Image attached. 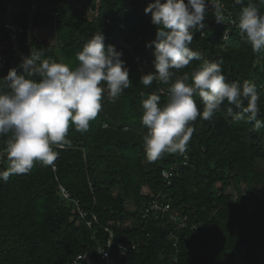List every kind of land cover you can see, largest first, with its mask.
<instances>
[{
    "label": "trees",
    "instance_id": "trees-1",
    "mask_svg": "<svg viewBox=\"0 0 264 264\" xmlns=\"http://www.w3.org/2000/svg\"><path fill=\"white\" fill-rule=\"evenodd\" d=\"M6 1L0 0V78L11 68L22 71L5 28ZM224 1L238 15L249 3ZM15 2L12 18L24 28L19 44L25 56L33 47L42 48V58L74 68L79 63L76 53L102 32L106 47L122 51L131 83L114 100L104 92L102 110L86 132L70 122V144L56 149V170L35 162L26 174L0 179V264H73L85 251L98 261L97 249L108 241L113 249L122 242L136 243L123 264H264V53L253 52L239 29L233 28L225 39V19L217 23L214 11H206L205 27L193 30L189 45L201 59L172 71L188 74L191 82L192 71L204 60L222 61L228 82L257 85L256 119L262 126L257 129L255 121L225 101L211 119L198 116L189 122L193 132L184 153L165 152L150 161L144 150L147 128L141 123V102L151 94L166 101L171 82L141 83L143 75L155 72V47L146 45L156 39L157 26L146 6L137 0ZM252 2L264 13V3ZM51 29L55 44L42 35ZM126 44L132 45L131 51ZM194 98L202 112L201 99ZM9 136H0V152ZM185 155L188 165L183 164ZM170 166L176 169L171 184L163 175ZM4 168L6 159L0 164ZM61 185L70 198L64 197ZM145 187L162 193L173 209L195 223L178 232V248L168 239L172 229L166 220L153 214L142 219L150 199Z\"/></svg>",
    "mask_w": 264,
    "mask_h": 264
},
{
    "label": "clouds",
    "instance_id": "clouds-1",
    "mask_svg": "<svg viewBox=\"0 0 264 264\" xmlns=\"http://www.w3.org/2000/svg\"><path fill=\"white\" fill-rule=\"evenodd\" d=\"M235 2L241 4L243 0ZM209 8L214 10L216 22L222 23L220 0H154L145 8L157 26V35L146 45L155 47V72L143 75L141 83L147 87L154 80L171 82L166 101L151 94L141 102V123L147 128L144 150L150 161L165 152L184 153L193 132L189 122L198 116L211 119L225 101L240 109L249 122L255 121L257 129L262 126L256 119L260 98L257 85L251 81L228 82L222 61L204 60L192 71L191 82L188 74L177 76L172 71L201 59V54L189 45L193 30L205 27ZM233 23L253 52L264 53V13L252 0ZM122 55L115 46L106 47L105 36L98 32L76 53L79 63L74 68L64 61L42 58L44 50L33 47L31 54L22 58V71L11 68L0 78V136L10 134L0 152V159H6L0 179L7 181L13 174H26L35 162L54 167L56 149L70 144V122L77 131L86 132L90 121L102 110L104 92L107 90L114 100L129 87V69ZM197 96L203 104L202 112L194 98Z\"/></svg>",
    "mask_w": 264,
    "mask_h": 264
},
{
    "label": "built area",
    "instance_id": "built-area-1",
    "mask_svg": "<svg viewBox=\"0 0 264 264\" xmlns=\"http://www.w3.org/2000/svg\"><path fill=\"white\" fill-rule=\"evenodd\" d=\"M140 1L141 4L145 5L146 7L153 3L154 0H137ZM220 3L222 5V11L226 12L224 19L226 23V28L224 30V38L229 39L231 31L233 28L238 29L237 25L233 23L238 18V14H235L232 10L227 8L226 2L224 0H220ZM7 5V19L5 21V28L10 33V45L11 48L14 50L16 55L19 57V65L22 63V58L25 56L24 53L21 50L19 39L21 38L22 33L24 32V28L20 26L17 22H15L12 18L13 13L17 10L16 2H13L12 0L6 1ZM208 12H213L214 10L209 8L207 10ZM57 15V13L55 14ZM95 15H98L97 12H95ZM121 44H124L121 42ZM126 49L132 50L131 44H126ZM135 61L141 62V58L139 56L135 55ZM143 64L145 66H149L150 64L147 61H143ZM3 151V150H2ZM1 151V152H2ZM3 159H0V164L2 163ZM184 165H188V157L185 155ZM56 170V165L53 167ZM175 167L170 166L169 168H165L163 170V175L167 178L169 184L173 181V175L175 172ZM61 191L66 198H70V192L67 190V188L63 185L60 186ZM148 194H150L149 203L145 207V210L143 211L141 217L142 219L149 220V216L153 214L156 219H164L166 222L171 226V231L168 233V239L172 241L173 246L175 248H178V232L182 230L183 228L188 227L192 224V226H195V223H190L189 215L186 213H183L179 209H173L172 205L168 202H166L163 199L162 193L154 194L150 188H148ZM262 195V194H260ZM237 196H235L236 198ZM82 216H86L87 212L81 211ZM95 217V215H94ZM87 224L92 227L93 220L88 219L86 220ZM110 241L105 246H99L97 249V253L99 255L98 261L94 260L89 252L85 251L80 253L77 258L75 259L73 264H82L84 262L85 264H123L122 259L126 256L128 252L136 248V243L132 241L128 242H122L118 246H116L113 249V244L109 246Z\"/></svg>",
    "mask_w": 264,
    "mask_h": 264
},
{
    "label": "rangeland",
    "instance_id": "rangeland-1",
    "mask_svg": "<svg viewBox=\"0 0 264 264\" xmlns=\"http://www.w3.org/2000/svg\"><path fill=\"white\" fill-rule=\"evenodd\" d=\"M12 1L15 2V0H12ZM42 35L47 37L49 43L51 44L56 43V34L54 30L51 29L50 31H44ZM144 191L148 192V187H145Z\"/></svg>",
    "mask_w": 264,
    "mask_h": 264
}]
</instances>
